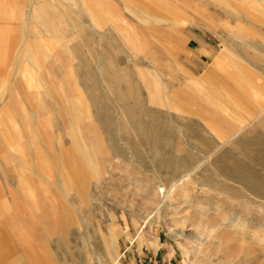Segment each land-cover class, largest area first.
<instances>
[{
  "label": "rangeland",
  "instance_id": "1",
  "mask_svg": "<svg viewBox=\"0 0 264 264\" xmlns=\"http://www.w3.org/2000/svg\"><path fill=\"white\" fill-rule=\"evenodd\" d=\"M0 1V264H261L264 0Z\"/></svg>",
  "mask_w": 264,
  "mask_h": 264
},
{
  "label": "bare ground",
  "instance_id": "2",
  "mask_svg": "<svg viewBox=\"0 0 264 264\" xmlns=\"http://www.w3.org/2000/svg\"><path fill=\"white\" fill-rule=\"evenodd\" d=\"M237 168H238V167H237ZM172 186H173V185H172ZM173 187H174V186H173ZM170 192H172V187H171V189L169 190L168 195H169ZM193 208H194V207H193ZM204 210H205V209H204ZM151 216H152L151 214H148V215L146 216V219H145V221H144L145 224L148 222V220L151 218ZM222 221H223V220H222ZM225 223H226V220H225ZM230 223H231V224H234L237 228H240V229H241V227H242V226H240V225L238 224V222H237L236 220H232ZM211 226H212V225H211ZM251 226H253V225H251ZM251 226H250V227H251ZM222 227H223V226H222ZM246 227H247V225H246ZM248 227H249V226H248ZM243 228H244V227H243ZM243 228H242V229H243ZM244 229H245V228H244ZM254 230H255V229H254ZM212 232H215V230H212ZM262 233H263V232H262ZM254 234H255V233H254ZM260 234H261V233H260ZM262 236H263V235H262ZM262 236H261V237H262ZM261 237H260V238H261ZM256 238H257V237H256ZM261 240H262V239H261ZM230 241H231V240H230ZM260 242H261V241H260ZM261 243H262V242H261ZM263 249H264V248H263ZM263 258H264V257H263ZM262 260H263V259H262ZM258 263H259V262H258ZM258 263H257V264H258ZM260 263H261V264H262V263L264 264V260H263V261H260Z\"/></svg>",
  "mask_w": 264,
  "mask_h": 264
},
{
  "label": "crops",
  "instance_id": "3",
  "mask_svg": "<svg viewBox=\"0 0 264 264\" xmlns=\"http://www.w3.org/2000/svg\"><path fill=\"white\" fill-rule=\"evenodd\" d=\"M0 2H1V1H0ZM2 3H4V1H2ZM32 260L36 261L35 258H32ZM34 261H33V262H34ZM28 263L31 264L30 261H28Z\"/></svg>",
  "mask_w": 264,
  "mask_h": 264
}]
</instances>
